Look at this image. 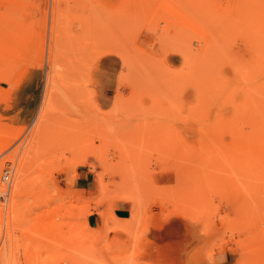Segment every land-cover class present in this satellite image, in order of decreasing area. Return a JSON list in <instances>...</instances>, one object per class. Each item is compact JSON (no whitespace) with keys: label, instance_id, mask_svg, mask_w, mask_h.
<instances>
[{"label":"rangeland","instance_id":"obj_1","mask_svg":"<svg viewBox=\"0 0 264 264\" xmlns=\"http://www.w3.org/2000/svg\"><path fill=\"white\" fill-rule=\"evenodd\" d=\"M0 264H264V0H0Z\"/></svg>","mask_w":264,"mask_h":264},{"label":"bare ground","instance_id":"obj_2","mask_svg":"<svg viewBox=\"0 0 264 264\" xmlns=\"http://www.w3.org/2000/svg\"><path fill=\"white\" fill-rule=\"evenodd\" d=\"M56 37H57V35H56ZM57 46H58V41L56 40V38L54 36V38H53V48H54V51L52 52L53 55H54V58H56V48H57ZM43 121H45V120H42L41 122H38V124L35 126V128L33 130V133H34V146H33V150L35 149L36 145L38 144V140L40 139L41 135L44 133L42 131V125L44 123ZM45 125H46V123H45ZM43 127H45V126H43ZM32 128H33V126H32ZM44 130H45V128H44ZM33 150H31V151H33ZM25 163L22 165V167L20 169V177H19V181H18V185H17V189H16V196H19L22 193V188L25 186V183H26L25 178H27V176H26V174H27V167L26 166L27 165Z\"/></svg>","mask_w":264,"mask_h":264},{"label":"built area","instance_id":"obj_3","mask_svg":"<svg viewBox=\"0 0 264 264\" xmlns=\"http://www.w3.org/2000/svg\"><path fill=\"white\" fill-rule=\"evenodd\" d=\"M3 178L5 181L9 182V180L11 178V169L10 168H7L4 170Z\"/></svg>","mask_w":264,"mask_h":264},{"label":"crops","instance_id":"obj_4","mask_svg":"<svg viewBox=\"0 0 264 264\" xmlns=\"http://www.w3.org/2000/svg\"><path fill=\"white\" fill-rule=\"evenodd\" d=\"M224 255H222V254H218V255H216V257H217V259L219 258H221V257H223ZM222 261V260H221Z\"/></svg>","mask_w":264,"mask_h":264}]
</instances>
